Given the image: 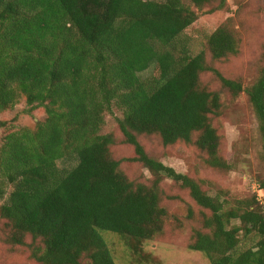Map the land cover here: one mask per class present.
<instances>
[{
	"label": "trees",
	"instance_id": "trees-1",
	"mask_svg": "<svg viewBox=\"0 0 264 264\" xmlns=\"http://www.w3.org/2000/svg\"><path fill=\"white\" fill-rule=\"evenodd\" d=\"M186 1L0 0V114L22 100L30 112H45L33 128L3 137L0 217L9 243L31 239L37 264H116L102 231L124 237L137 252L173 224L162 199L181 196L167 193L166 179L193 202L186 203V219L194 222L189 249L211 264H264V212L255 195L229 199L222 189L212 194L204 179L165 165L141 141L155 135L165 146L192 144L205 153L207 165L231 169L212 124L222 93L201 80L212 71L230 95H246L264 165V63L246 86L207 65V55L220 61L239 52L232 17L191 54L180 36L228 3ZM150 68L148 77L140 76ZM114 109L121 114L123 143L133 148L124 159L111 155L114 137L102 133L105 115ZM124 161L141 164L151 178L134 182L121 167ZM258 183L264 191V179ZM184 225L180 220L175 226ZM251 234L254 244L239 249L240 235Z\"/></svg>",
	"mask_w": 264,
	"mask_h": 264
},
{
	"label": "rangeland",
	"instance_id": "rangeland-1",
	"mask_svg": "<svg viewBox=\"0 0 264 264\" xmlns=\"http://www.w3.org/2000/svg\"><path fill=\"white\" fill-rule=\"evenodd\" d=\"M226 1L228 8L200 16L183 32L179 41L188 45L191 54H196L204 47L207 36L222 22L232 17L241 37L239 52L220 61H211L207 55L206 63L224 77L238 79L246 86L254 80L258 69L264 63V0ZM151 72L152 68L140 73V76L145 79ZM201 80L209 89L222 93V106L217 115H212V124L221 138L220 155L231 165V169L219 171L207 165L205 153L192 144L176 143L165 146L155 135L144 136L141 141L147 151L165 165L190 177L204 179L210 193L214 194L217 189H222L229 199H244L255 195L264 212V191L258 183V179H264V165L260 158L261 141L258 123L246 95H230L221 87L220 81L212 71L202 73ZM120 116L116 109L106 113L102 128V133L114 137L110 150L115 159L133 155V148L123 143L118 129L117 119ZM44 118V110L36 109L30 112L29 106L22 100L14 109L0 114V145L8 132L22 127L33 128L37 121ZM59 165L62 163L59 162ZM121 167L134 182L151 178L149 171L139 163L124 161ZM162 186L167 193H179L181 196V199L174 201L165 197L162 199V204L170 214L168 224L173 222L164 233L144 240L137 252H134L128 247L124 237L109 231L101 232L116 264H211L202 252L188 248L190 225H194L193 221L186 219V203L192 202L190 197L169 179L164 180ZM194 209L197 210L196 207ZM180 220L185 223L182 229L175 226ZM234 223L239 222L235 220ZM8 233L6 220L0 217V264H37L30 257L31 239L26 238L24 245H13L8 242ZM240 237L239 249L247 248L256 241L253 234Z\"/></svg>",
	"mask_w": 264,
	"mask_h": 264
}]
</instances>
